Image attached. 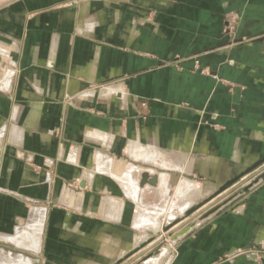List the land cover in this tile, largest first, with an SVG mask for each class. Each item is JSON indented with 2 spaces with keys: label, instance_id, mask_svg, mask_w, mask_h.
<instances>
[{
  "label": "crops",
  "instance_id": "0c3cea01",
  "mask_svg": "<svg viewBox=\"0 0 264 264\" xmlns=\"http://www.w3.org/2000/svg\"><path fill=\"white\" fill-rule=\"evenodd\" d=\"M253 1L0 0V236L40 210L38 250L25 248L38 264H111L141 240L146 194L215 189L261 158L264 48L231 43L264 30L246 12L233 42L222 35ZM142 173L166 182L140 188ZM176 242L167 263L264 264V181ZM85 251L107 260L76 263Z\"/></svg>",
  "mask_w": 264,
  "mask_h": 264
},
{
  "label": "rangeland",
  "instance_id": "374dc122",
  "mask_svg": "<svg viewBox=\"0 0 264 264\" xmlns=\"http://www.w3.org/2000/svg\"><path fill=\"white\" fill-rule=\"evenodd\" d=\"M252 5H253V8L251 10H244L243 8H241L240 10L238 9V12L241 13V14H238V13L234 12V15L232 13L231 16H228V15L226 16L225 24L222 27V35H223V37L231 38L230 43L233 42L232 40L236 37V33H238L239 28L242 27L241 26L242 14H245L246 12H247L246 13L247 16H251L253 21L259 22L260 26L258 27V29L259 30H264V0H254ZM243 39H244V41H242V42L236 41V42L231 43V45H233V44L237 45V44H240V43H243V42H245V43L249 42L251 44L250 47H253L252 48L253 50L254 49L256 50L257 45H259L258 46L259 47L258 50H261V48H264V34L262 36H255L252 39H246V38H243ZM1 45H3V44L1 43ZM3 47H5V46H3ZM243 55L244 54L238 55V60H243L244 61L245 57ZM196 59H197V56L196 55L193 56V60L196 61L195 62V66H194L195 69L197 71H199L201 74L210 75V69L207 68V67L201 68L199 63H197ZM8 60H9L8 58L0 56V77H2L4 69L9 67L8 66L9 65L8 64ZM12 60H14V59L12 58ZM214 78H215V76H214ZM238 87H239L238 89H241V87L239 85H238ZM3 93L4 92H0V95L2 97H5V94H3ZM171 174L174 175V177H178V176L181 175L179 172H172ZM254 175L252 177H250L248 180H245L244 182H241V180H240L238 182V184H236L234 187H232L229 190H227L226 193L221 194L220 196H217L215 198H212L211 200L210 199L207 200L205 198L208 197L210 194H212L215 191L216 188L212 189V188L205 187L201 191L203 193H201V192L199 194L197 193L198 194L196 196L197 198L193 197L192 201L190 203L183 204V205L180 203L179 200H178V202H176V199H175V197L178 198L177 197V193H178V187L180 185V182H178V181H176V182L174 181L173 184H172V187H170V189L158 191L157 192L158 195H157V193L146 194L147 199H146V202H145V206L147 208H149V209H147L148 212L157 213L159 210H161V209H159L160 206H161L162 213H164V215H166V216L171 217L169 220H167V222L164 225L169 223V221L171 222V219H172V221L174 219H179V223H177L175 226H173L169 230L168 234L162 233V235H161L162 238L160 239V241L151 250L145 251L143 253L141 252V254L139 256H137V253H136V254H134L132 257H130L128 260H126L122 264H144V262H146L148 259L152 258V257H150V258L147 259L148 255H150V253H152L156 249H160V248H161V251H163L166 247H168V248H171L169 253L165 257L162 258L160 263H158V264H166L167 261L169 260V258L172 257V254L176 250L177 242L175 244H172V239L174 237L178 236V234L180 232H182L184 229L190 227L193 224L196 225L200 221L208 218L209 216H211V215H213V214H215L217 212L228 211V210H233V209L237 208L239 206V203L246 197V195L250 192L251 189L247 193L240 194V192L242 191V189L246 185H248L249 183H251L253 181ZM189 178L194 180V181H196V182H198L199 184H203V185L212 184L211 182H213L211 177H208V176H205V177H202V178L201 177L200 178L189 177ZM184 182H187V181H184ZM261 182H263V181H261ZM213 184H214V182H213ZM79 188L80 187H79L77 182L76 183L74 182V183H71V184H66L65 194H68V192H69L68 190L72 191L73 194L80 193L81 191H80ZM203 199L206 200L205 201L206 203L202 206V208H200V210H198L197 213L195 212V214H193L188 219H184V218L181 217V216H183L184 212L186 211L185 209H188L189 207L194 206L196 203L202 201ZM171 204H173V205H171ZM31 205L34 208H36V207H38V208L39 207H42V208L46 207V205H43L41 203H31ZM169 205H171L173 207V209ZM32 207L29 208V210H30L29 214L31 213V211L36 210V209H32L31 210ZM50 207L51 208H55V209H59V210H67L66 209V207H67L66 205L51 204ZM168 207H171V208H168ZM174 207L177 208V209L179 208V209L176 210ZM151 208H152V210H151ZM155 208H157V209H155ZM167 210H168V212H167ZM161 211H159L160 214H161ZM175 211L176 212L178 211L177 215H175L176 214ZM179 212L181 213V216H180ZM172 213H173V215H172ZM36 221L37 220L31 221V219H29V215H28L27 221H25L22 225H18V226L15 227L13 233L10 234V236H9L10 239L15 236L16 238L20 237V239L23 238V239L26 240L27 237H26V235H23L24 233H22V232H25V230H26V228L28 226L29 227L31 225L33 226V223H35ZM31 230H32L31 228L28 229L29 232ZM0 235H6V234H0ZM156 241H158V240H156ZM25 248L26 247H24V246H17L15 244H13V242H11V240L10 241L9 240L6 241V240H4V239L2 240L0 238V251L1 252H4L5 254L10 253L13 256H16V255L20 254L23 257L28 258L29 262L31 264H38L37 263L38 262L37 261V255L40 252L36 253V252H33L32 250H25ZM263 253H264V244H261L259 246V248L255 249L254 252H253V254H255L256 256H261V255H263ZM79 254L81 255L80 257H82V258L80 260L79 259L76 260V263H81V260H85V259H86L85 260L86 262L91 260V261H98L100 263H105L106 260H107L103 256H101V255L99 256L96 253L90 252V251H85V252L79 253ZM231 259H232L231 257L225 256V257L222 258L221 261L230 262ZM40 262L42 263V261H40ZM0 264H3V263L0 262ZM167 264H171V262L167 263Z\"/></svg>",
  "mask_w": 264,
  "mask_h": 264
},
{
  "label": "bare ground",
  "instance_id": "6f19581e",
  "mask_svg": "<svg viewBox=\"0 0 264 264\" xmlns=\"http://www.w3.org/2000/svg\"><path fill=\"white\" fill-rule=\"evenodd\" d=\"M99 158V157H98ZM100 159V158H99ZM104 160V159H103ZM102 161V160H101ZM105 161V160H104ZM103 161V162H104ZM107 161V160H106ZM97 163H98V160L96 161ZM102 162V163H103ZM106 163V162H105ZM101 165V164H100ZM103 165V164H102ZM101 165V166H102ZM97 168H99V167H97ZM101 169V168H100ZM103 169V168H102ZM101 169V171H104V170H102ZM98 170V169H97ZM99 171V170H98ZM144 173H142L141 174V177H140V182H141V179H142V175H143ZM147 174V173H146ZM148 175V174H147ZM153 176H155L156 178H157V176L156 175H153ZM149 177V176H148ZM152 177V176H151ZM166 177V176H165ZM165 177H160V178H158V179H160V181L157 179V182L159 181L160 183H164V182H166V181H164L165 180ZM167 178V177H166ZM140 182H139V187L140 188H143V186L145 185V184H147V185H149V186H151V187H155L156 185H157V182H156V185L155 186H152V185H150V184H148V183H145L143 186H140ZM162 187V186H161ZM158 188V187H157ZM165 188H163V190H164ZM217 189V188H216ZM216 189H215V191H216ZM161 190V189H160ZM159 190V191H160ZM162 191V190H161ZM202 191V188H200L198 185H195V184H191V183H188V182H181L180 183V185H179V187H178V193H177V197L178 198H176L175 197V199H176V202H178V200L180 201V203L183 205V204H187V203H190L191 201H192V198L193 197H196L200 192ZM214 191V192H215ZM213 192V193H214ZM162 193V192H161ZM164 193V192H163ZM198 193V194H197ZM201 193H203V192H201ZM213 193L212 194H210L208 197H210L211 195H213ZM176 196V195H175ZM208 197H206L205 199H207ZM197 198V197H196ZM174 199V200H175ZM205 199H203L202 201H200V202H198V203H196L194 206H191V207H189L188 209H185L186 211L184 212V214H183V216H181V213H180V216L182 217V218H184V219H188L187 217H185V214H186V212L189 210V209H191L192 207H195L197 204H199V203H201V202H203ZM173 202V201H172ZM194 203V202H193ZM174 204V203H173ZM173 204H171V205H173ZM171 205H169V206H171ZM176 205V204H175ZM172 207V206H171ZM171 207H168V208H171ZM164 208V207H163ZM175 208V207H174ZM34 209V208H33ZM141 209V208H140ZM155 209H157V208H155ZM159 209H161L162 210V208H161V206H160V208ZM172 209H173V207H172ZM171 209V210H172ZM176 210H178L177 208H175ZM183 209V208H182ZM31 210H32V208H31ZM151 210H152V208H151ZM161 210H159V211H161ZM170 210V209H169ZM30 211V210H29ZM159 211L157 212V213H151V212H145V211H143V210H139L138 209V211H136L135 213H136V215H135V217H134V221H133V223H134V226L135 227H144L143 229H140V232L142 233V239L140 240V241H138V243H137V245L135 246V247H132L133 245H131V246H128L129 247V249L130 248H132V249H130V250H128L126 253H124L121 257H119L118 259H116L115 261H113L112 263H114V262H116L117 260H119V259H121L122 257H124L127 253H129V252H132V251H134L135 249H137V247L140 245V244H142V243H144L146 240H148V239H150L152 236H155V238H154V241H152L150 244H148L143 250H140L138 253H137V256H139L140 254H141V252L143 253V252H145V251H148V250H151L159 241H160V239L162 238L161 237V235H162V233H166V234H168V232H165L164 231V228L165 227H168L169 225H171V224H173V223H179V219H174L173 221H172V219H171V222L169 221V223H167L166 225H164L166 222H167V220H169L171 217H169V216H166V215H164V213H162V211H161V214L159 213ZM174 211V210H173ZM40 212V210L39 211H37V213H38V215H39V218H38V220L36 221V223H34V225L31 227H29V228H31L32 230L29 232L28 231V235L26 236L27 238H26V240L25 239H23V238H21L20 239V237L19 238H16L15 236V238L13 237V238H11L10 239V237H8V239H9V241L11 240V242H13V244H15V245H17V246H24V247H26V248H30V249H32V250H34V251H37L38 250V244H39V240H40V232H41V227H42V219H43V215L42 214H40L39 213ZM167 212H168V210H167ZM176 212V211H175ZM174 212V213H175ZM178 212V211H177ZM177 212H176V214L175 215H177ZM159 213V214H158ZM167 214V213H166ZM30 215H31V213H30ZM172 215H173V213H172ZM179 216V217H180ZM29 219H30V217H29ZM32 221V220H31ZM32 223V222H31ZM44 223V222H43ZM164 223V224H163ZM164 225V226H163ZM176 224H173L172 225V227L173 226H175ZM195 226V224H193L192 226H190L188 229L190 230V229H192L193 227ZM145 228H147V229H145ZM18 232V231H17ZM188 232V231H187ZM187 232H185V233H179L178 234V236H176V237H174L173 239H172V244H175L176 243V241L179 239V237H181V236H183L184 234H186ZM21 233V232H20ZM23 233V232H22ZM26 234V231H25V233L23 234V235H25ZM2 236H5V235H2ZM9 236V235H8ZM12 236V235H11ZM6 237V236H5ZM18 237V236H17ZM0 238L3 240H6L7 241V238H2L1 236H0ZM156 240H158V241H156ZM137 242V241H136ZM155 242V243H154ZM10 243V242H9ZM12 244V243H11ZM169 250H170V248H168L167 250H166V248L163 250V251H161V248L159 249V252L157 253V254H155V255H153V256H151L152 258H150V259H148L147 260V262L146 263H144V264H158V263H160V261L162 260V258L163 257H165L166 256V254H168V252H169ZM161 251V252H160ZM135 258V257H134ZM0 262L1 263H3V264H30V262H29V260L27 259V258H25V257H23L22 255H20V254H18V255H16V256H13L12 254H10V253H7V254H5L4 252H1L0 251ZM111 263V264H112ZM167 264V263H166Z\"/></svg>",
  "mask_w": 264,
  "mask_h": 264
},
{
  "label": "water",
  "instance_id": "95a60500",
  "mask_svg": "<svg viewBox=\"0 0 264 264\" xmlns=\"http://www.w3.org/2000/svg\"><path fill=\"white\" fill-rule=\"evenodd\" d=\"M264 165V155L259 158L257 161H255L251 166L246 167L244 170H242L241 172L237 173L236 175H234L233 177H231L230 179H227L226 181H224L221 185H219L216 189V191L213 193V195H211L210 197L207 198L208 199H212L215 198L217 196H220L221 194H224L227 192V190H229L230 188L234 187L236 184H238V182L240 180H242V178H244L245 176H247L248 174H251L254 170L260 168L261 166ZM264 181V167H262V169H260L259 171H257L254 175V179L251 183H249L248 185H246L242 191L240 192V194L242 193H247L250 189H252L255 185H257L259 182ZM157 182V178L155 176L152 177H148V175L146 173H144L142 175V179L140 182V186H143L145 183H148L152 186H155ZM206 200H204L203 202L197 204L195 207H192L191 209H189L186 214L185 217L190 218L193 214H195V212L197 213L198 210H200V208H202V206L206 203ZM173 224H177L173 223ZM169 225L168 227L164 228L165 232H168L171 228L172 225ZM192 226V225H191ZM189 231L188 228L184 229L182 232L185 233ZM181 232V233H182ZM155 236H152L150 239L146 240L144 243L140 244L137 249H135L132 252L127 253L124 257H122L121 259L117 260L116 262L112 263V264H122L124 263L126 260H128L130 257H132L134 254L138 253L140 250H143L148 244H150L152 241H154ZM159 252V249H156L155 251H153L152 253H150V255H148L147 258L157 254Z\"/></svg>",
  "mask_w": 264,
  "mask_h": 264
}]
</instances>
